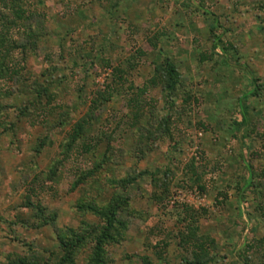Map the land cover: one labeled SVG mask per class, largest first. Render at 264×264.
I'll return each instance as SVG.
<instances>
[{"label":"rangeland","instance_id":"obj_1","mask_svg":"<svg viewBox=\"0 0 264 264\" xmlns=\"http://www.w3.org/2000/svg\"><path fill=\"white\" fill-rule=\"evenodd\" d=\"M30 2L37 36L14 29L21 49L0 67V264L61 262L120 195L107 264H264V0ZM165 55L174 91L152 81ZM91 236L74 264L92 263Z\"/></svg>","mask_w":264,"mask_h":264},{"label":"trees","instance_id":"obj_2","mask_svg":"<svg viewBox=\"0 0 264 264\" xmlns=\"http://www.w3.org/2000/svg\"><path fill=\"white\" fill-rule=\"evenodd\" d=\"M31 5H32V3L30 2V0H0V67H2L3 64L4 65L6 64V60H9V61L12 60L10 57L12 51L21 49L20 48L21 45H20L19 41L17 40V37L13 38V36L15 35L14 29L20 30L21 34H25L29 31V30H27V27L29 26L28 20L33 14V9L31 8ZM29 28H30V26H29ZM214 28L215 27H213L212 29H214ZM25 35H27L29 37L37 36L36 33L31 34V35H30V33H27ZM215 36H216V34H215ZM218 40L220 41L219 35H218ZM218 40L217 39L214 40V44H213L214 48H217V45H218L217 41ZM224 48L226 49V47H224ZM141 53H142V51H141ZM159 55L160 54H158V56ZM160 58H161V60L158 61L156 59L154 61L156 69H155V76L152 77V81H153V83H156V80H157L156 74L159 73V74L164 76L165 89H168L170 91H174V89L176 88V85L179 83V80H180L179 79L180 73L178 71L177 65L169 55H165L162 57L160 56ZM205 58H206L205 55L202 56V60H205ZM118 71H120V68L116 67L115 72H118ZM119 73H122V72L120 71ZM260 86L261 85H258V86L256 85L255 90L252 91L253 95L257 94V91L260 89ZM46 91H47V87H44V92H46ZM141 92L142 93L145 92L144 89ZM110 96H111V93H109V92H108L106 97L101 94V96H100L101 98L97 97L99 99L93 101V104L95 103L96 107H97L100 103L99 100L107 101ZM246 98H248V95H246ZM99 106H98V108H99ZM244 106L246 109L248 104L245 103ZM170 120H171L170 117H166L164 119L163 123L165 124V132L170 137H172V132L169 129ZM85 123H88V122H85ZM85 123L81 121V123L78 124L77 129H76V137H78L79 132H81L84 129ZM134 123H135V125H139V121L133 122V124ZM140 126H142V125L140 124ZM152 129H154L153 125H144L143 126L144 131H143V133L140 134V136H141L140 138L146 141L147 138L151 136L150 130L152 132ZM139 144L142 145L143 142L139 141ZM83 147L84 148L82 149V151L84 153H87L93 149V146L91 144L85 143V145L83 144ZM136 150L138 152H140V149H138V146H137ZM137 151H136V153H138ZM145 174H147V171H140L138 173V175H136V176L143 178ZM253 174L254 173H252V176H253ZM136 178L137 177H132L130 179L124 180L123 182L124 183L125 182L131 183V182H134V180H136ZM254 186H255L254 182L250 181L248 187H254ZM200 189L202 191H204L206 189V186L201 184ZM116 199L117 200H115V201H111V203H110V205H108V207H106V206L105 207L103 206L102 208H99L97 206L93 207V212L95 209H98V210H100L98 212V215L100 217L107 216V218H108V224H106L108 227L105 229V231L103 233H101L103 230L100 227V224L91 225V226H89V228L86 227L85 229H83V231L85 230L83 233L88 232V233H92L93 237H95V235L98 236V237H95L98 240V242H97L98 244H97V248L93 251V253H91L92 254V257L90 259V261L92 262L91 264H107L108 263V260L105 257V253H104L103 247H102L103 242L109 238V237H107V236H109L107 234V233H109V229L117 230L120 227V225H122V219H120L119 214L123 210V205H124L123 203L128 204V201H125V200H127V198H124V196L120 195ZM185 208H186V212H187L188 216H192L195 214V212H193L192 207L186 206ZM95 212L97 213V211H95ZM122 226H124V225H122ZM186 226H187V229L189 230L188 231L189 234H187V235L194 236L193 234H195V233L197 234L196 230H198V225L196 222H195V224H194V222L193 223L187 222ZM118 231L120 233L119 236H122V233L120 232L119 229H118ZM88 233H87V235H85V234L79 235L80 233L77 232V233H75V235H76L75 240L63 241L62 245H63V247L67 248L68 253H67L65 259H62L61 262L57 261L55 264H74L78 249L80 247V244L81 245L84 244L85 239L88 238ZM185 238H186V240H185ZM187 238H188V236L185 237V234H181L180 235L181 243L182 244L188 243L189 240ZM193 243L196 244L195 242H193ZM253 244L254 243H248L245 246V251L249 252L251 249H253ZM202 246H203V244H202ZM145 262L147 263V261H145ZM31 263H32V260L29 258L27 259L26 257H20V258L12 257L10 259V261L8 262V264H31ZM44 264H47V263H44ZM197 264H199V263L197 262Z\"/></svg>","mask_w":264,"mask_h":264}]
</instances>
